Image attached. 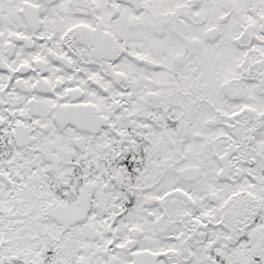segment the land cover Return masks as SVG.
Wrapping results in <instances>:
<instances>
[{
  "label": "snow or ice",
  "instance_id": "6c2138e0",
  "mask_svg": "<svg viewBox=\"0 0 264 264\" xmlns=\"http://www.w3.org/2000/svg\"><path fill=\"white\" fill-rule=\"evenodd\" d=\"M0 264H264V0H0Z\"/></svg>",
  "mask_w": 264,
  "mask_h": 264
}]
</instances>
